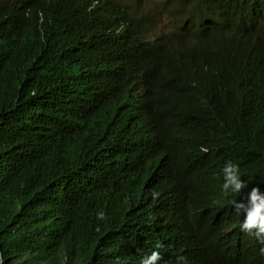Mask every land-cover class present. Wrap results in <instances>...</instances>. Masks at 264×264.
<instances>
[{
  "label": "trees",
  "instance_id": "1",
  "mask_svg": "<svg viewBox=\"0 0 264 264\" xmlns=\"http://www.w3.org/2000/svg\"><path fill=\"white\" fill-rule=\"evenodd\" d=\"M18 1L0 0V264H141L153 251L159 264H263L254 233H219L243 217L234 201L264 194V0H166L189 12L159 35V17L118 0H45L39 19ZM176 41L169 55L160 47ZM56 52L76 54L83 72L44 59ZM42 62L61 82L41 85ZM254 88L262 102L246 97ZM37 90L44 104L32 107ZM204 95L205 111H189ZM185 109L182 123L167 114ZM129 142L165 168L158 183L177 174L199 194H180L181 216L165 211L156 231L159 187L136 185L135 155L114 154ZM229 160L247 184L240 193L223 191ZM114 162L121 178L110 181ZM42 204L52 215L40 216Z\"/></svg>",
  "mask_w": 264,
  "mask_h": 264
},
{
  "label": "clouds",
  "instance_id": "2",
  "mask_svg": "<svg viewBox=\"0 0 264 264\" xmlns=\"http://www.w3.org/2000/svg\"><path fill=\"white\" fill-rule=\"evenodd\" d=\"M45 0H19L18 5H21L20 3H24V10H25V16L29 17L30 14L32 15L33 13L38 14V19L41 18L42 16V7L44 4ZM125 5L129 6L132 10L137 11L140 16H146L148 18H151V16H157L161 19V23L164 22V18L167 17V26L166 30L167 31H176L179 26H181L187 19L189 8L180 3H174L172 5V11H169V8L165 5L166 0H159L157 1L156 5L158 8H156L153 13H151V16L147 15L144 13L140 5L137 3L138 0H118ZM17 5V6H18ZM38 21V20H37ZM250 22V21H249ZM160 23V24H161ZM264 25V20L261 23L260 27ZM161 28L159 31H155L157 35L160 34ZM186 36V32L183 35L182 38ZM181 45L180 41H176L175 43H163L160 47L164 49L167 54L169 55L172 53L175 49H177ZM80 55V54H79ZM55 58V62H58L59 60L63 59L66 60V62L70 65V67L77 68L78 70L83 72L84 69V62L82 64L81 61L76 60V54L73 55H64V54H59L58 52L50 55L47 54L45 55L44 59L47 57V60H52L53 57ZM62 61V65L64 66V62ZM175 65L171 68V71L174 69ZM44 68V62L39 63L37 65V70H36V77H38L39 82L43 87H49L53 81H60L58 78L59 76L56 74H51L50 71H43ZM170 72V76H171ZM157 77V76H156ZM171 77H169V80ZM168 80V81H169ZM173 84H170L167 82L166 87L171 88ZM236 88V89H235ZM234 89L235 92H239L242 89V82L241 79L234 80ZM246 97L253 103H258L262 102L263 99L257 94L256 89L254 90H247L244 91ZM33 98L31 104L32 107L36 104L37 106H41L44 103L43 102V96L41 93H38V90L36 91L35 95L29 97ZM204 99L203 101H200ZM205 103L207 106H209V102H207V98L204 95V97L200 98L198 101L190 103L188 105L189 111L194 110L196 115L199 113H203L205 111ZM188 111H186L184 114L181 112H171V110H167V114L170 115L173 114L177 116L178 122L182 123L183 122V117L181 115H185ZM188 117L191 119L193 117L192 114H189ZM56 119H59V115L56 117ZM31 120H34V117L31 115ZM117 119H112L110 124L116 122ZM187 128H191V124H188L186 122L183 123ZM140 127V126H139ZM176 128V127H173ZM142 136V130H141V135ZM140 140V139H139ZM79 139H75V143L78 142ZM138 142H129L127 144L122 145L118 150L114 152L115 156L118 152L123 151L125 153L129 154H134L132 152L133 146H135ZM79 144V143H78ZM79 146V145H78ZM75 149H77L74 146ZM136 157V168L138 170V180L136 182V185H144L146 190L151 188L152 184H157V187H159V192L158 195H156L160 200H161V205H157L153 199V206L151 207L150 210V216H151V225L155 229L158 228L160 223L163 220L164 217V212L167 211L169 212L172 216L179 218L183 212V206L178 200V196L180 194H185L190 197H195L199 198L198 192L193 188L190 189L188 186L184 185V183L181 181V178L179 175H172L169 182H164V183H158L162 177L163 173L165 172V168L158 167L156 165H153L148 159L143 158V157ZM172 167H169L167 170H169ZM223 173H224V183H223V191L225 193H228L231 191L232 193H240L243 191L245 187H247V184L240 178L239 174V166L235 163H233L231 160H229L226 165L223 168ZM121 178V169L119 167V164L117 162H114L112 165V170H111V175H110V181H117ZM45 182L43 183V185ZM55 186H57L58 191L63 190V185L60 183H54ZM44 196V194H42ZM40 199L44 202V198L40 197ZM148 204H144V207H146ZM233 206L236 210V212L243 213L242 219L238 220L237 222L231 223L227 229H229L230 226L238 224L236 226L237 228L240 226V229L242 232L248 233V234H253L255 235L257 241L261 244L264 245V194L261 193L259 187H253L249 193L244 198L243 202H233ZM141 207L140 202L134 206V211H138V209ZM52 215L51 212L48 211V204L44 206L42 204V209H41V215ZM97 219L99 220H104L105 219V213L104 212H99L97 214ZM240 221V222H239ZM226 229V230H227ZM99 230V229H97ZM226 230H223L222 232L219 233H225ZM234 230V231H236ZM233 231V232H234ZM233 232H230L229 234H232ZM228 234V235H229ZM220 239V238H219ZM257 256L261 259L262 263L264 264V247H261L260 250H256ZM162 259L160 253L158 251H153L151 255L145 257L142 261L141 264H159L160 260ZM165 264H171L170 263H165ZM177 264H188L186 257L184 256H178L177 257Z\"/></svg>",
  "mask_w": 264,
  "mask_h": 264
},
{
  "label": "rangeland",
  "instance_id": "3",
  "mask_svg": "<svg viewBox=\"0 0 264 264\" xmlns=\"http://www.w3.org/2000/svg\"><path fill=\"white\" fill-rule=\"evenodd\" d=\"M121 1H124V0H121ZM157 1H159V0H138L137 3L140 5V8L144 13L151 16V13H153V11L156 8H158V6L156 5ZM167 25H168L167 24V17H165L164 22L160 24V28L165 29ZM237 225L238 224L230 226L229 229H227L225 231V233H222L219 235V238L223 239V241H227L228 239H230L231 236L228 234L230 232H233L234 230H236Z\"/></svg>",
  "mask_w": 264,
  "mask_h": 264
},
{
  "label": "bare ground",
  "instance_id": "4",
  "mask_svg": "<svg viewBox=\"0 0 264 264\" xmlns=\"http://www.w3.org/2000/svg\"><path fill=\"white\" fill-rule=\"evenodd\" d=\"M145 118H146V117H145V116H143V119H145ZM217 125H221V124L217 123ZM138 126H139V125H138ZM140 128H141V127H140ZM142 129H144V130H145V128H143V127H142ZM178 131H179V130H178ZM149 134L153 136V134H152V133H149ZM176 140L178 141V140H180V138H178V137H177V139H176ZM156 141H157V138H156ZM226 242H227V241H226Z\"/></svg>",
  "mask_w": 264,
  "mask_h": 264
}]
</instances>
